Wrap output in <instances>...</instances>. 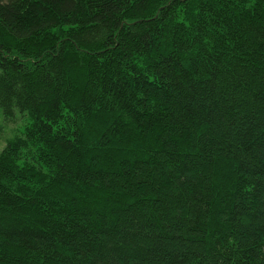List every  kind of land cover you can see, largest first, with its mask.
<instances>
[{"label":"trees","instance_id":"obj_1","mask_svg":"<svg viewBox=\"0 0 264 264\" xmlns=\"http://www.w3.org/2000/svg\"><path fill=\"white\" fill-rule=\"evenodd\" d=\"M0 264H264V0H0Z\"/></svg>","mask_w":264,"mask_h":264},{"label":"rangeland","instance_id":"obj_2","mask_svg":"<svg viewBox=\"0 0 264 264\" xmlns=\"http://www.w3.org/2000/svg\"><path fill=\"white\" fill-rule=\"evenodd\" d=\"M28 120L20 117L16 122L6 121L0 108V155L7 144L23 133Z\"/></svg>","mask_w":264,"mask_h":264}]
</instances>
